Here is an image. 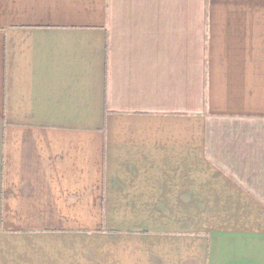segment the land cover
Returning <instances> with one entry per match:
<instances>
[{
    "label": "crops",
    "instance_id": "obj_1",
    "mask_svg": "<svg viewBox=\"0 0 264 264\" xmlns=\"http://www.w3.org/2000/svg\"><path fill=\"white\" fill-rule=\"evenodd\" d=\"M0 264H264V0H0Z\"/></svg>",
    "mask_w": 264,
    "mask_h": 264
}]
</instances>
